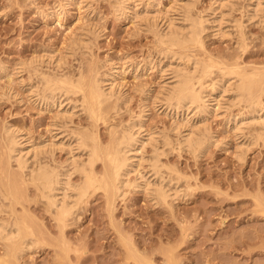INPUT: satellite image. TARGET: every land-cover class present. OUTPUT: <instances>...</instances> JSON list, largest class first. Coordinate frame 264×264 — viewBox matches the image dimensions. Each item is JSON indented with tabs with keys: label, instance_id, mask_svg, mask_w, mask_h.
Here are the masks:
<instances>
[{
	"label": "rangeland",
	"instance_id": "374dc122",
	"mask_svg": "<svg viewBox=\"0 0 264 264\" xmlns=\"http://www.w3.org/2000/svg\"><path fill=\"white\" fill-rule=\"evenodd\" d=\"M120 1L0 0V221L24 222L33 231L28 243L19 242V257L9 255L0 237V260L264 264L262 112L239 102L237 80L224 81L216 70L207 84L220 80L222 88L207 98L209 113L201 121L195 110L189 114L192 126L206 128L205 145L181 149L174 128L187 122L188 112L178 115L159 98L173 72L188 69L189 57L264 69V0H127L118 10ZM192 19L204 21V49L175 54L160 42L172 28L189 31ZM96 78L108 79L102 86L112 95L103 119L89 116L81 93L45 98L47 80L88 84ZM131 122H141L136 131L145 145L129 153L128 185L111 206L104 190L91 194L61 227L30 171L50 164L68 169L72 185L81 184L79 165L89 153L77 137L96 135L107 150ZM12 135L20 143L13 156ZM21 155L28 159L24 172L16 161ZM104 168L96 164L97 172ZM156 189L166 192L165 201ZM68 193L75 199V191Z\"/></svg>",
	"mask_w": 264,
	"mask_h": 264
},
{
	"label": "bare ground",
	"instance_id": "6f19581e",
	"mask_svg": "<svg viewBox=\"0 0 264 264\" xmlns=\"http://www.w3.org/2000/svg\"><path fill=\"white\" fill-rule=\"evenodd\" d=\"M126 1L127 0L120 1V7H118V10H122L123 8L126 9ZM190 6L191 5L183 6L186 13L190 12ZM187 16L190 18L188 14L186 15V18ZM192 17L194 18V16L191 15V18ZM173 20L171 19V21ZM191 22L192 24L190 26V30L188 29L189 31H187L185 28L187 31L185 33V29H174L171 27L173 29L171 32L165 34V36H159L160 42L167 45L168 49L175 54L177 53L174 52L176 51L175 49L189 50L193 46L204 49L205 45L202 36L205 31L204 21L192 19ZM173 23L174 22L171 24L173 25ZM239 26L241 27L242 24ZM187 62L188 69L186 71L182 69H180V71L179 69H177L178 71L175 70L172 77L174 81H172V83H165L168 85L162 87V92L160 91L161 93L159 94L160 102L165 103L168 108L176 110L178 115L183 113V111L188 112V115L185 116L187 122L184 121L185 123L182 125L180 123V126L174 128L175 130H178L177 134L180 137L177 142L181 149L184 147H187L186 149H188L190 147L191 149L193 148L194 150H197L201 148L205 142V138L202 137V133L207 131L206 128H201L199 123H197L199 126L195 123L192 126L190 123L192 118H189V114L195 110L196 117L200 120V118H203L207 113H209L208 102L210 100L208 101L207 98L213 97V94L222 88V84L219 82L220 80L216 81L213 79L209 84H207V79H211L213 77L212 75L216 73V70L222 74L223 80L226 78L237 80L236 87L234 88L237 89L236 91L238 92L237 94L239 98H237V96L236 99H239V102H245L247 104V109L249 107L257 114L262 112L263 115L259 118L260 120L263 118L264 106L262 96L264 94V69L255 68L249 70L240 64L229 67L217 60H214L213 58H209L207 61H198L189 57ZM191 66L192 68L194 67V70H191ZM106 76L109 80H113L114 72L107 74ZM108 79L106 81H100L99 78H96L93 81H91V79V82H88V84L81 81L76 82L71 79H61L58 81L47 80L45 88L47 96L45 95V98L50 99L51 95L53 97L54 94L59 91L61 92L60 94H62V92H64V94H70V92L81 93L85 109L88 111L89 116L96 120H100L104 117V104L112 97V95L102 86L107 83ZM110 85L112 86L111 88H113L114 82L112 81ZM117 104L118 103H116L115 106H117ZM254 119H256V117ZM140 123H129L128 126L122 130L119 137L114 140L112 147L107 150L101 147L98 141V136L96 135H87L82 133L77 137L79 147L87 150L89 153V160L87 158L88 161H84L86 163L82 166L79 165V171L83 175V181L81 184L75 186L72 185L70 175L67 171L68 169L61 172L54 166H50V164H40L36 169L30 171V182L41 191L42 197L47 200L49 209L51 211H55L56 219L61 227L64 228L66 226L68 219H71V216L76 214V209L85 203L90 195L96 191L102 189L107 193L110 199V206L113 205L115 199L121 195L123 187L128 185L125 177L129 174L128 169L130 167L131 160L129 153L133 152L139 144L141 146L145 145V137L141 136V132L139 131L140 129L136 131L137 126L139 127ZM186 128L189 132H186L187 134L184 135L185 132L183 129ZM205 137L208 138V136ZM19 144L20 143L17 140V137L12 135L10 139L11 156H13V154L18 155L17 146ZM11 158L13 159V157ZM156 159L157 158L155 157L153 161ZM16 161L18 162V167L22 172L28 168V159L25 158V156H19ZM99 161L104 162L105 165L102 173H99L96 170V164ZM159 162L154 161V167H157L158 164H160ZM14 188L15 189L13 191L16 192L15 194L18 196V186L17 188ZM70 189L75 191V195L72 194L75 196V199L69 195L68 191ZM158 190L156 189L157 199L165 201L167 198L166 192L164 193L161 191L162 189ZM59 192L62 193V198H60ZM71 198L74 199L73 202L69 201ZM11 224L5 221H0V237L9 243V255L16 256L20 250L19 242L24 241V243H28L26 240L33 231L30 230L31 226L24 222L23 226H21L19 222H15L13 225ZM25 249L26 248H24V250ZM21 251H23V249ZM0 264L13 263L6 260H0Z\"/></svg>",
	"mask_w": 264,
	"mask_h": 264
}]
</instances>
